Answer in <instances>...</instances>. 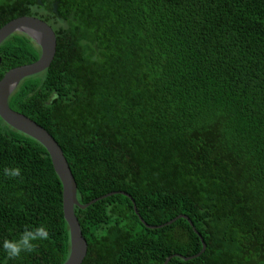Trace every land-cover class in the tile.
<instances>
[{"label": "trees", "instance_id": "obj_1", "mask_svg": "<svg viewBox=\"0 0 264 264\" xmlns=\"http://www.w3.org/2000/svg\"><path fill=\"white\" fill-rule=\"evenodd\" d=\"M41 1L0 0V27L36 16L56 36L51 64L8 103L57 140L81 204L112 192L74 206L81 264H264V0ZM39 52L7 36L0 79ZM179 214L193 226L167 223ZM39 223L51 237L39 252L0 251V264H62L69 252L48 151L0 117V240ZM200 236L205 249L183 258Z\"/></svg>", "mask_w": 264, "mask_h": 264}, {"label": "water", "instance_id": "obj_2", "mask_svg": "<svg viewBox=\"0 0 264 264\" xmlns=\"http://www.w3.org/2000/svg\"><path fill=\"white\" fill-rule=\"evenodd\" d=\"M38 2L42 4L41 0H38ZM52 7L53 11L57 12V1L53 2ZM15 32L24 33L30 37L33 43L39 48L40 52L36 60L7 70L0 79V117L11 127L36 139L48 151L53 168L62 183L63 216L69 230V252L62 264H81L87 252V242L82 234L79 221L75 215L74 206L85 208L98 198L111 194L112 192H108L107 194L96 197L85 204H81L76 196L77 185L75 178L57 140L35 120L9 106L8 99L16 90L20 82L24 78L46 69L51 64L56 51L55 32L52 27L41 18L21 15L9 20L0 27V43L7 36ZM118 192L126 194V192L123 191ZM134 210L138 213L135 205ZM180 216L185 217L189 223L192 224L191 220L185 214H179L167 223L172 222ZM140 219L146 226L156 227L149 225L141 217ZM193 229L197 232L194 227ZM200 238L202 241V247L198 253L191 256H180L188 259L202 252L206 245L201 236ZM170 257L171 256H168L163 264H166Z\"/></svg>", "mask_w": 264, "mask_h": 264}, {"label": "clouds", "instance_id": "obj_3", "mask_svg": "<svg viewBox=\"0 0 264 264\" xmlns=\"http://www.w3.org/2000/svg\"><path fill=\"white\" fill-rule=\"evenodd\" d=\"M3 175L9 179L23 180V171L19 166H5ZM50 238L45 223L25 225L18 234L0 240V251L8 260L17 261L26 254L38 253L41 245Z\"/></svg>", "mask_w": 264, "mask_h": 264}]
</instances>
